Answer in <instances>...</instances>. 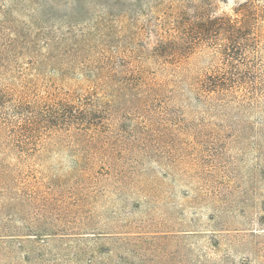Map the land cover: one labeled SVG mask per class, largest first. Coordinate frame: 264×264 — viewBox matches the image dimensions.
<instances>
[{
	"label": "rangeland",
	"instance_id": "rangeland-1",
	"mask_svg": "<svg viewBox=\"0 0 264 264\" xmlns=\"http://www.w3.org/2000/svg\"><path fill=\"white\" fill-rule=\"evenodd\" d=\"M0 264H264V0H0Z\"/></svg>",
	"mask_w": 264,
	"mask_h": 264
},
{
	"label": "trees",
	"instance_id": "trees-1",
	"mask_svg": "<svg viewBox=\"0 0 264 264\" xmlns=\"http://www.w3.org/2000/svg\"><path fill=\"white\" fill-rule=\"evenodd\" d=\"M242 9H244L243 7H241ZM248 9H244L241 11L238 12V16H236L233 20H224V19H221V18H218L216 20V18L214 19H211V18H207V19H204V20H199L200 22H197V26H198V29H199V32L200 33H203V32H216L218 29H225V33L223 34L224 38L225 39V43L222 44V47L221 48V45L219 47V53L220 55L223 57L222 60H223V63H226V65L230 62H232V60L236 57H234L231 53H230V48L229 45L231 44L232 42V39L235 38V33H237L242 27H243V23L244 21L246 20V18L248 17V13H247ZM238 23V26H236V24ZM235 25V26H234ZM217 27V28H215ZM215 28V29H214ZM223 29V30H224ZM222 30V31H223ZM212 31V32H211ZM245 41L247 42L248 39H245ZM234 59V60H235ZM222 69L221 70H218L217 73H214L213 74H210V75H207L204 80H203V85L204 87L206 88V90L208 92H218V91H224V90H231L233 89L236 85H235V82L233 79H232V74H229L231 72H227L226 69ZM235 80H238V79H235ZM239 82V81H237ZM243 82L245 81H242L241 83L238 84V86L242 85ZM58 105V108L56 109V112L57 114H59L62 118L66 117V116H69L72 114L71 112V108L68 109V107L64 106V105H61V104H57ZM14 113L18 116H20V118H23L21 117V115H23L24 113V108H23V105L22 104H18L14 107ZM8 122H11V120L9 119H5L4 120V123L7 124Z\"/></svg>",
	"mask_w": 264,
	"mask_h": 264
}]
</instances>
